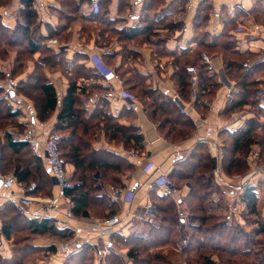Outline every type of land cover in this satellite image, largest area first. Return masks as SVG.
Here are the masks:
<instances>
[{"label":"crops","instance_id":"obj_1","mask_svg":"<svg viewBox=\"0 0 264 264\" xmlns=\"http://www.w3.org/2000/svg\"><path fill=\"white\" fill-rule=\"evenodd\" d=\"M205 4L213 9L206 24L196 21V17ZM100 5L101 14L99 12L98 15L92 12V6L88 0H34L36 22L28 32V38L33 40L34 28H38L41 45L45 44V49L51 54L50 57L45 56L43 66L45 77L56 90L59 106L51 119L46 121L49 125L56 126L63 99L74 77L79 87L81 111L90 117L96 112L111 115L117 119L119 125L138 129L142 135L143 142L140 148H132L133 144H125L123 141L116 144L117 141L108 138L100 126L92 142V148L95 151L114 153L134 166L132 173H126L118 179L121 186L102 185L103 193H106L111 202L116 206L118 204L120 208L113 215L127 218L126 214L129 213L126 223L114 227V233L128 237L131 234L140 233L137 230L142 231L145 228L146 231L149 228L143 217L146 211L154 208L150 197L154 192L158 195L160 191L153 186L155 179L159 176L157 170H169L166 164L173 154L180 152L186 155V160L195 152L197 145L203 143L208 147V142L212 140H217L224 151L220 138L221 132L224 130L235 132L242 129L246 120L249 119L237 115L225 120L222 116L224 108L229 103L227 101L229 93L232 95L237 92L236 84L226 76L222 57H216L220 66L219 72L215 74L218 77L220 89L212 102H205L206 108L202 107L199 110L195 103L183 100L172 80L177 70L174 65V53L180 54L182 50L193 52L194 47L198 45L195 40L198 27L206 25L201 29L202 33L220 36L228 34L234 42L241 45L243 50L252 51L264 60V0H100ZM23 8L21 0H0V40L2 39V42L9 38V45L17 43L19 32L22 30L21 26L25 21L22 15ZM239 29H244L245 33L236 34ZM3 31L7 33L10 31L9 37L3 35ZM54 39L58 41L57 44H51ZM248 41L255 43L257 47H250ZM15 54L10 52L11 60L16 58ZM39 55L40 52L35 54V57ZM96 56L106 63L113 75L104 77L95 72L92 59ZM161 64L164 65V70L159 67ZM8 74L6 79L8 82H2L0 86L4 87L15 101L13 103L15 109L25 110L27 116H23L22 121L26 126L25 132L30 126H36L41 121L37 120L30 100L16 95L17 82L11 77V72ZM31 74L32 70L28 71L27 75L21 76V79H26ZM149 87L171 99L177 96L176 101L173 100L174 103L194 126L191 134L176 141L166 139L159 128V119L154 120L151 117L141 98L136 97V101H131L122 99L120 96L122 92H132L141 97L140 92ZM37 132L40 133V130L37 129ZM131 152H137L138 158H130ZM38 155L43 157L48 171L42 143L39 146ZM149 163L154 164L155 170H145ZM69 165L74 170V167ZM172 170L173 168L169 170L170 176ZM221 175L228 179L229 183L221 186L214 182L212 208L222 217L236 218L247 231L253 230L259 218L264 220V181L256 176L249 182L250 187L256 188L259 211V216H249L242 202L244 192L240 189V183L246 175L240 179L228 176L223 163ZM51 180L52 194H54L55 187L52 178ZM115 190H122V196L116 197ZM189 192V185H183L180 190L174 189L179 201ZM0 203L2 208V199ZM68 206L72 210L73 204L68 203ZM183 211L188 213L185 208ZM84 219L87 221L65 220L54 224L61 229L74 230L73 241L76 244V251L88 241L95 244L102 242L103 250L105 244H112L111 237L101 238L95 232L89 223L92 220L91 217ZM149 232L148 229V235ZM0 240L4 244V250L0 254L4 258H10L11 246L8 247L4 237ZM70 241H59L47 237L35 240L33 244L37 247H56V252L48 254L45 262L41 261L40 264H64L67 256L75 252L68 246L67 248L70 249L68 254L62 253L61 246ZM110 250L111 248L108 252L105 251V257ZM116 253L123 258L128 251L121 249V252L117 250ZM105 257L99 262L96 255L97 263L106 264ZM124 259L127 264H131L128 258Z\"/></svg>","mask_w":264,"mask_h":264},{"label":"trees","instance_id":"obj_2","mask_svg":"<svg viewBox=\"0 0 264 264\" xmlns=\"http://www.w3.org/2000/svg\"><path fill=\"white\" fill-rule=\"evenodd\" d=\"M21 3L24 6L22 15L25 21L21 26L22 30L19 27L21 32H19L18 41L27 38L26 47L29 49V54L34 56L40 52L38 41L41 40L39 35L36 42L28 38V32L36 22V12L33 9L34 0H21ZM201 10L196 21L205 23L213 9L210 5L205 4ZM99 14H101V9ZM232 45L233 43H227L224 46L225 49L231 50ZM198 46L207 48L203 41ZM192 54L197 53H190L189 50H182L180 54L174 53V65L177 70L172 80L178 89L179 96L188 101L192 87L191 75L186 72V68L190 65L198 67L200 84L195 106L200 110L202 107L206 108L205 102H212L220 89V84L216 74L208 72L206 65L201 60V55L197 57ZM43 64L45 61L38 63L37 69L27 80L20 81L16 95L19 91L22 96L30 100L32 92L39 93L37 116L39 121L46 122L45 119L57 110L59 102L55 88L43 74ZM224 71L229 78L231 73L240 72V66L228 61L224 65ZM258 71L260 70L250 68L247 73L238 76L240 80H236L237 92L232 94L233 100L224 108L223 117L249 105V98L252 95L249 89L259 83L255 80L250 81L249 78ZM1 89L8 93L4 87L0 86ZM78 91L77 81L73 77L63 99L58 122L54 127L56 132L62 131L68 134L62 136L61 150L66 161H69L74 167L76 182L73 188L67 190L66 196L73 204L72 212L77 218H89L93 213H97L100 216L98 219H109L115 216L112 212H114L113 208H116V204L111 202L106 193H103L102 185L106 184L105 181L109 178L108 181L111 180L114 185L121 186L118 179L126 173L133 172L134 166L125 158L114 153L95 151L91 144L95 140L100 126L108 138L117 142L123 141L125 144H133L132 148H140L143 137L138 129L119 125L117 119L111 115L96 112L91 117L87 116V113L79 109ZM141 93L140 97L130 92L137 98H141L146 111L154 120L159 119V128L166 139L176 141L185 138L194 131L191 121L177 107L173 99L168 98L160 91H153L150 87L142 90ZM237 96H239V100L236 99ZM9 97L11 98L10 94ZM1 105L3 106V102L0 101V125L5 119L21 116L20 111H13L9 106L2 108ZM260 128L264 132L263 122L250 119L242 129L235 132L228 130L221 132L220 135L225 133L231 140L230 149L228 143H225L224 146L223 168L227 175L231 174L230 176H232L233 173H237L244 167L246 170L249 169L247 156L251 147L256 143L255 134ZM22 134L17 136L14 133H9L5 137L6 149L10 150L13 156L19 158L16 160L17 162L15 161L14 166V174L18 182L28 186L32 179H36L37 175L41 176V170H43L44 175L49 179L47 188L52 190L51 175L45 167L42 156L33 153L32 162H20L22 156L29 155L27 149L30 151L27 143L20 140ZM243 155H245L244 159H242ZM259 156L262 157L263 154L259 153ZM261 164L264 162L261 161ZM5 165L9 167L8 163ZM3 166L4 159L1 156L0 171ZM216 166V161L210 156L208 147L203 143L197 145L195 152L183 162L178 163L173 168L171 176L169 175V180L175 190H180L183 185H189V194L177 202L172 196L161 198L154 192L152 196L155 203L158 204L156 210L164 216L162 223L159 226L152 225L147 237L135 234L122 237L119 233H114L111 236V242L115 249L112 248L106 255L105 263L127 264L116 253L117 249H120L118 247H121V249L129 250L127 258L131 264H178L171 259L178 255L185 258L186 264H264V220L259 218L254 229L247 231L236 218L222 217L217 214L218 212H213L212 195L215 184L213 173ZM44 175L43 177H45ZM255 190V187H249L242 195V202L245 204L249 216H259L258 197ZM179 205L188 206L190 209V224L194 232L181 252H178L177 246L185 239L182 220L184 211ZM0 220V238L4 237L6 240L14 242L12 256L4 258L0 254V264H31L29 260L34 256L41 253L46 256L56 252L55 246L43 248L27 245L25 242L32 237H47L59 241H70L75 237L73 229H61L50 220L28 219L19 215L11 204H6L0 210ZM20 235L24 236L23 239L17 237ZM164 251L167 253H163ZM209 253L219 254L221 262L212 261ZM64 264L98 263L92 246L86 244L71 253Z\"/></svg>","mask_w":264,"mask_h":264},{"label":"rangeland","instance_id":"obj_3","mask_svg":"<svg viewBox=\"0 0 264 264\" xmlns=\"http://www.w3.org/2000/svg\"><path fill=\"white\" fill-rule=\"evenodd\" d=\"M205 26L206 25H204L203 27H198V31H200V32L197 31V37L195 40L198 44L203 41L204 43H206L207 48H202V47H199L198 45H197V47L195 46L194 47L195 50H193V52H190V53H197L195 55L192 54L193 56L198 57V55H201L202 62H203V59H202L203 54H208L211 58H213L215 60L217 59L216 57H222L223 61L225 60L226 62L230 61L232 63H236L237 65L240 66V72L239 73L233 72V73H231V75L229 77V79L232 82H234L235 84H236V80L237 81L240 80L238 78V76H242L243 74L247 73L250 68H256L257 70H260V71H258V73L250 76V78H249L250 81L255 80V81L259 82L255 87L249 89L250 93L252 94L249 98V105L242 107L241 109L235 111L233 114H227V116L224 115V117H225L224 119L226 120V119H230L233 116H237V115L239 116L240 115V116H244L246 118H249L248 120H246V122L249 121L250 119H255V120H260L261 122L264 123V60H263V58H261L260 55H257L252 51L243 50L241 45L237 42H234L233 39L230 38V36L228 34L220 36V35L202 33L201 29L205 28ZM38 33H39V29L34 28V36L32 38L34 42L38 41V40H36L38 38ZM3 35H6L7 37H9L10 31H9V33H7V31H3ZM29 39H30V37H29ZM8 40H9V38H6L3 41V42H6L5 44L2 42V39L0 40V43L2 42L0 44V60H1V63H0V83L5 82L7 79V76L9 75L8 73L11 72L13 79L17 82L16 85H18L16 89H19L20 81L27 79V78L21 79V76L23 77V75L24 76L27 75L28 71H30V70H32V73H33L38 67L37 64L41 63L42 61H45V56L50 57L51 54L47 49H45V44L43 46L41 45L40 40L38 41L40 43V55L37 57H35V55L33 56V55L29 54V49L26 47L28 39L23 38V40L20 39L19 41H17V43L10 44V45L8 43ZM227 43H233V45L231 46V50L225 49L224 45H226ZM241 51H244V52H241ZM10 52L16 53L15 54L16 60L14 58L11 60ZM217 61L219 63L218 59H217ZM225 61H224V65L226 63ZM259 66H262V67H259ZM193 67H195V66H193ZM195 68L198 69V67H195ZM42 69H43V74L45 75V67L43 66ZM5 71H7V73H4ZM198 71H199V69H198ZM210 74H212V73H210ZM7 82L8 81H6V83ZM240 95H242V94H240ZM17 96L19 98L25 99L19 93V91H17ZM191 96H192V92H190V95H189L190 102H191ZM31 97H32V99H30V102H31L33 109L35 110L36 118L39 121L38 116H37V103L39 101L40 94L36 93V92H32ZM236 99L239 100V96H237ZM0 101L3 102L4 107L9 106L12 108L13 111L18 110V109H15V106L13 105V103H15V101H13V99L9 97V93H5V91H3L2 89L0 90ZM3 106L1 105L2 108H3ZM262 108H263V110H261ZM18 111L21 112L22 116H20L19 118H10L8 120L5 119L0 125V127L2 128L0 130V156H2V158L4 159V166H3V169H1V173L3 175L14 174L15 161L19 160V158H17L16 156H13L11 151L6 149V146H5L6 145L5 137L9 133L10 134L14 133L17 136H19L25 130L26 126L22 121H23V116L24 117L27 116L26 112L24 109L23 110L20 109ZM53 114L54 113H52L45 120L49 121V119H51ZM246 122H245V125H246ZM59 134L61 136L68 135L66 132H62V131H60ZM255 136H256V138H255L256 143L251 147L249 155L247 156V165H248L249 169L246 170L244 167L240 171H237V173H233L234 175L230 176L231 174H229L228 176H230L232 178L238 177L240 179L243 176H245L248 171L249 172L251 171V169L253 168L252 167L253 165H255L256 163L261 164V161L264 162V132H263V129L260 128L259 130H257V133L255 134ZM220 138H221L224 146H225V143L229 144V149H230L231 148V140L229 139V136L227 134L223 133V135H220ZM116 144H118V142H116ZM27 151H28L29 155L22 156L20 158L21 163L28 162V161L32 162L31 157H33L32 156L33 152L31 150L29 151V149H27ZM248 151H249V149H248ZM245 153H246V151H245ZM259 153H261V155L263 154V156L260 157ZM244 157H245V155L242 156V159H244ZM251 159L253 162L251 161ZM249 160H250V162H252L251 165H249V163H250ZM5 163H8L9 167H7L5 165ZM68 164H70L69 161H68ZM261 165H264V164H261ZM68 167H69V173L71 176V181L75 184L76 180L74 179V170H73V168H71L70 165ZM43 175H44L43 170H41V176L37 175L36 179L35 180L32 179V182L29 185L35 184L37 186V190L34 193H32L31 196H34L36 198L47 199V198H50V196H52L53 194H52V190L47 188L49 179L47 178L46 175H44L45 177H43ZM110 178H111V176H110ZM108 180H109V178L106 179V181H105L106 184L114 185L111 180L110 181H108ZM213 180L215 182L214 173H213ZM100 184H102V183H100ZM114 186L118 187L116 185H114ZM52 188H53V186H52ZM171 196L177 202H180L179 197H177L175 195H171ZM212 198H213V196H212ZM150 201H151L152 206H154V208L153 209L151 208L150 210L146 211L144 213V217H143L144 221H146L145 222L146 225L149 226V228H148L149 231H150L152 225L159 226L162 223V220L164 217L163 214L159 213L156 210V206L158 204L155 203L153 196L150 197ZM1 207L3 208L4 205H2ZM179 207H181L182 210H184V208H185L186 212H188V213H184L185 214L184 216L187 217V215H189V217H187V218L191 223L190 209L188 208V206L186 207L184 205L183 206L179 205ZM2 208H0V210ZM119 209L120 208L118 207V204H117L116 208H113L114 212H112V214H115L116 212H118ZM213 212L215 213L216 211L214 210ZM184 216H182V217H184ZM99 217L100 216L97 213H93L91 219L95 220V219H98ZM0 222H1V220H0ZM190 223L184 224L183 230H184V238L185 239H183L178 244V246H177L178 252H181V250H182V249H180V245L183 244V247H184L187 244V240L193 236L194 232L191 229ZM148 229H146L147 232L145 231V228L142 231L137 230L140 233H136V234L141 235L142 237L144 235H148ZM22 235L17 236V237H20V239L21 238L23 239L24 236H22ZM122 237H126V236H122ZM42 238L45 239V237H42ZM42 238L32 237L25 243L27 245L35 246L33 244V242L37 239H42ZM6 243H8V247L11 246V251H12V247L14 244L13 240H6ZM86 244L91 245L93 248V251L95 252V245H96L95 243L88 241L80 247H84V245H86ZM97 246H98L99 250H101L103 243L99 242L97 244ZM118 248H120V249H117V250L119 252H121V247H118ZM113 249H115V248H113ZM3 250H4V244L0 245V252H3ZM122 250L129 251L128 249H122ZM163 253H167V252L164 251ZM208 255H209V257H211L212 261L219 262V263L221 262L219 254L209 253ZM47 256H48V254L45 256L44 254L41 253L40 255L34 256L33 258H31L29 260V262L31 264H40L41 261L45 262V257H47ZM95 256H96V254H95ZM119 256H120V254H119ZM120 258H122V257L120 256ZM124 258H127V255H125L123 257V259ZM66 259H65V261H66ZM101 259H102V256L98 255L99 262ZM171 259L174 260L175 263L186 264L185 258L183 256L178 255L177 257H171ZM106 264H107V262H106Z\"/></svg>","mask_w":264,"mask_h":264},{"label":"built area","instance_id":"obj_4","mask_svg":"<svg viewBox=\"0 0 264 264\" xmlns=\"http://www.w3.org/2000/svg\"><path fill=\"white\" fill-rule=\"evenodd\" d=\"M92 6V12L94 14H98L100 12V0H88ZM245 33L244 29H239L236 31V34ZM57 40L54 39L51 41V44H57ZM248 45L252 48H256V44L253 42H247ZM203 64L206 65L207 70L212 73L219 72V63L217 59L211 58L208 54H203L202 56ZM93 69L98 74L107 77L109 75H113V72L109 69L106 63L96 57L92 59ZM159 67L164 70V65H159ZM186 72L191 75V103H195L197 99V91L200 84L199 71L197 68L193 66H189L186 68ZM122 99H129L131 101H136V96L130 93H121ZM177 96L173 97V100L176 101ZM233 100L231 94L229 93V97L227 98L228 102ZM207 104V103H206ZM209 105V104H207ZM37 129L40 130V133L37 132ZM21 141H24L29 146L30 150L34 154H38L39 146L41 143L44 146V156L46 157L48 164V171L51 175V178L56 183H54L55 191L53 197L42 199L31 196L37 190V186L35 184H31L28 187L21 185L18 182L15 174L3 175L0 171V199L3 201V205L11 204L16 212L24 216L28 219L35 220H50L54 223H61L65 220H77V221H87L84 218H76L72 210L69 208L68 203L70 204V200L66 196V192L68 189L74 187V183L71 181V176L69 173L68 162L63 156L61 150V141L62 136L55 131L54 126L49 125L47 122H38L36 126H30L24 134L20 137ZM209 154L216 161V169L214 171L215 182L218 185L224 186L229 183V180L221 175V165L224 161L225 155L224 151H222L220 143L217 140H212L208 142ZM130 158L136 159L138 158L137 152H131ZM186 155L177 152L173 154L167 161V169L174 168L178 163L184 161ZM0 166H1V156H0ZM251 171L245 176V178L240 183V189L244 193L250 187L249 182L259 176L261 180L264 181V165L255 164L252 166ZM155 166L152 163L145 168L146 171L155 170ZM169 170L159 169V176L155 179L153 186L160 189L158 196L166 197L175 195L174 188L169 180ZM18 189V191H16ZM123 194L122 190H115L116 197H121ZM127 194L132 195L127 192ZM127 218L121 217L120 215L113 216L109 219L103 220H91L89 223L95 229V232L101 238L111 237L114 234V227L117 225H121L124 222L126 223L129 217V213L126 214ZM184 216V215H183ZM150 220V219H149ZM183 223H190L187 217H182ZM98 244V243H97ZM97 244L95 245V254L98 256L105 257V251L112 249V244H105L104 250H99ZM70 246L73 250L76 251L75 241L71 240L65 245L61 246L62 253L67 255L69 250L67 247ZM183 244L180 245V249H182ZM109 248V249H108Z\"/></svg>","mask_w":264,"mask_h":264},{"label":"water","instance_id":"obj_5","mask_svg":"<svg viewBox=\"0 0 264 264\" xmlns=\"http://www.w3.org/2000/svg\"><path fill=\"white\" fill-rule=\"evenodd\" d=\"M54 183H56V182L54 181Z\"/></svg>","mask_w":264,"mask_h":264}]
</instances>
